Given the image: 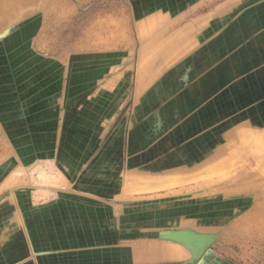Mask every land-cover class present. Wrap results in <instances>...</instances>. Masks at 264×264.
<instances>
[{"label": "rangeland", "instance_id": "374dc122", "mask_svg": "<svg viewBox=\"0 0 264 264\" xmlns=\"http://www.w3.org/2000/svg\"><path fill=\"white\" fill-rule=\"evenodd\" d=\"M147 8V0H0V233L10 218L26 221L52 202L88 201L79 188L102 198L115 193L122 201L117 216L112 206L106 209L119 242L56 257L43 251L31 261L20 237L0 246V264H264V113L236 108L211 119L205 106L210 98L202 106L195 103L200 97L194 93L192 63L158 66L155 81L134 105V118L124 120L120 176H103L108 171L93 168L82 178L85 170L72 168L60 145L35 144V134L42 131L30 122L36 86L35 65L28 60L43 58L45 70L51 58L58 62L62 89L61 58L78 56L73 53L84 44L94 47L105 27L109 37L122 19L129 29L124 40L132 46L127 44L122 55L133 57L146 38L137 23ZM104 65L106 70L91 66L67 75L68 100L90 89L100 92L122 66L129 98L149 67ZM18 73L19 82L14 79ZM58 130H53V142ZM46 150L51 155L42 158ZM182 231L208 236L188 237L204 249L162 237ZM167 254L170 259H164Z\"/></svg>", "mask_w": 264, "mask_h": 264}, {"label": "crops", "instance_id": "0c3cea01", "mask_svg": "<svg viewBox=\"0 0 264 264\" xmlns=\"http://www.w3.org/2000/svg\"><path fill=\"white\" fill-rule=\"evenodd\" d=\"M147 1L149 12L137 23L138 30L146 31V38L136 48L133 57L126 55L123 58L122 55L127 44L132 47L131 41L124 40L129 29L124 27L127 24H123L122 19L120 23L115 22L109 37L105 36V27L94 47L84 44L82 51L73 53L78 56L61 58L60 63L64 65L62 89L57 78L60 67H55L59 66L58 62H51V58L45 70L43 58L28 60L35 65L29 68H32L36 86L30 102L35 116L30 122L42 131L35 134V144L49 145L51 141V144L60 145L66 162L72 168L77 165L85 170L80 174L82 178L90 175L93 168L97 173H101V169L108 171L103 172V176L123 173L124 120L134 118V105L155 81L160 65H169L170 68L171 65H182L184 61L194 65V93L200 97L195 103L202 106L203 100L209 97L210 104L205 106L211 119H218L220 113L233 112L236 108L243 112L264 113V0ZM158 49L160 51L155 54ZM126 58L130 59L128 64L149 66L129 98L123 82L122 65L127 63ZM108 62L113 68L122 66V70L115 72L112 83L111 78L109 83L103 84L100 92L90 89L88 93L83 91L81 98L68 100L67 75H76L78 68L89 71L91 66L95 70H106L108 67L104 64ZM16 78L19 82L21 74L18 73ZM105 81L107 79L102 82ZM68 89L71 90L70 86ZM189 93L190 89L183 96ZM126 97L128 100L123 104ZM56 127L61 131L53 142ZM50 155L47 150L40 154L42 158ZM77 192L87 196L88 201L63 199L42 207L36 216H30L26 221L10 218L0 233V246L13 240L19 242L21 237L24 250L28 248L32 261V257L43 251L53 255L64 251L96 250L114 240L119 242L117 226H109L106 221V209L112 206L113 214L117 216L116 209L122 202L120 198L115 193L101 195L105 198L95 197L85 193L89 192L86 188H79ZM170 258L171 255L167 254L164 259Z\"/></svg>", "mask_w": 264, "mask_h": 264}, {"label": "water", "instance_id": "95a60500", "mask_svg": "<svg viewBox=\"0 0 264 264\" xmlns=\"http://www.w3.org/2000/svg\"><path fill=\"white\" fill-rule=\"evenodd\" d=\"M163 238H168V239H173V240H177V241H181L183 243H187V244H193L196 246H199L200 248L204 249V246L199 245L198 241H193L190 238H194L195 240H197V238H206V236H200V235H194V234H187L185 235L184 232H182V234L179 233H169L166 235L162 236ZM190 237V238H188ZM204 241L207 239H203ZM214 239H209V242H213ZM210 244V243H209Z\"/></svg>", "mask_w": 264, "mask_h": 264}]
</instances>
